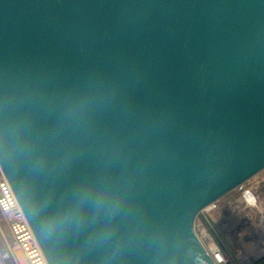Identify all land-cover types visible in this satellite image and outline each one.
Masks as SVG:
<instances>
[{
	"label": "water",
	"instance_id": "95a60500",
	"mask_svg": "<svg viewBox=\"0 0 264 264\" xmlns=\"http://www.w3.org/2000/svg\"><path fill=\"white\" fill-rule=\"evenodd\" d=\"M264 168V0H0V169L48 264H214L198 213Z\"/></svg>",
	"mask_w": 264,
	"mask_h": 264
},
{
	"label": "built area",
	"instance_id": "2783aa9c",
	"mask_svg": "<svg viewBox=\"0 0 264 264\" xmlns=\"http://www.w3.org/2000/svg\"><path fill=\"white\" fill-rule=\"evenodd\" d=\"M234 189L198 213L195 232L214 264H264V168ZM0 217L10 236L0 230V264H48L1 169Z\"/></svg>",
	"mask_w": 264,
	"mask_h": 264
},
{
	"label": "rangeland",
	"instance_id": "374dc122",
	"mask_svg": "<svg viewBox=\"0 0 264 264\" xmlns=\"http://www.w3.org/2000/svg\"><path fill=\"white\" fill-rule=\"evenodd\" d=\"M238 195H239V191L236 190V189H234V190L228 192V193H227L226 195H224L222 198H220V199L218 200V202H222V201H225V200H231V199L233 200V199L237 198ZM201 220H202V216L199 215V216L197 217L196 222L199 223V221H201ZM0 230H1V232L4 234L6 240L9 241L10 236H9V233H8V230H7V226H6L5 222H4L3 220H1V217H0ZM196 231H197V233L199 234V232H200L199 226L196 227Z\"/></svg>",
	"mask_w": 264,
	"mask_h": 264
}]
</instances>
